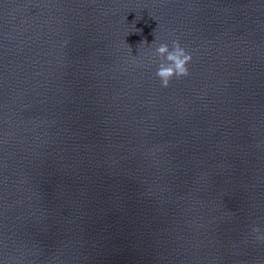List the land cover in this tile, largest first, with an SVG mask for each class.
<instances>
[{
  "label": "clouds",
  "instance_id": "9594fccd",
  "mask_svg": "<svg viewBox=\"0 0 264 264\" xmlns=\"http://www.w3.org/2000/svg\"><path fill=\"white\" fill-rule=\"evenodd\" d=\"M155 55L160 58L155 74L162 88H168L173 78L180 79L190 74L188 65L192 55L181 46L178 40L172 41L171 48L167 43L159 44L155 49ZM252 231L259 233L260 228L254 227ZM257 239L264 241V236H257Z\"/></svg>",
  "mask_w": 264,
  "mask_h": 264
}]
</instances>
